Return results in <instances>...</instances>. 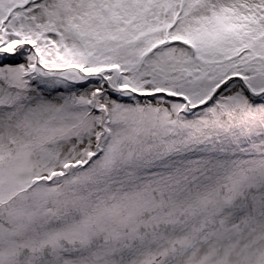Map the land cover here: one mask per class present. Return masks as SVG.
Instances as JSON below:
<instances>
[{
	"label": "snow or ice",
	"instance_id": "1",
	"mask_svg": "<svg viewBox=\"0 0 264 264\" xmlns=\"http://www.w3.org/2000/svg\"><path fill=\"white\" fill-rule=\"evenodd\" d=\"M0 264H264V0H0Z\"/></svg>",
	"mask_w": 264,
	"mask_h": 264
}]
</instances>
